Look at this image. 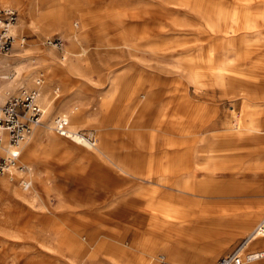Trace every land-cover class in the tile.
<instances>
[{
	"label": "rangeland",
	"instance_id": "rangeland-1",
	"mask_svg": "<svg viewBox=\"0 0 264 264\" xmlns=\"http://www.w3.org/2000/svg\"><path fill=\"white\" fill-rule=\"evenodd\" d=\"M25 1L27 3L29 0ZM76 1L82 5L86 14L83 18L74 16L71 19V22L77 23L72 24L76 30L81 25L83 30L75 42L62 37L56 30L47 38L37 36L31 24H28L30 19L17 5L6 6L15 9L17 13L13 25L17 27L13 33L14 43L21 42L27 49L17 63L5 70L10 74V85L7 94L0 90L4 98L0 105L9 96L17 94L19 88L35 87L36 81L40 80L39 104L43 111L40 123L43 121L52 129L44 130L39 124L29 139L19 146V161L29 168L25 173L30 172L36 177L34 187L24 190L29 195V202L13 201L0 189V264H112L109 256L122 259L125 264H136L141 260L148 262L151 251H156V256L160 255L158 246L167 241L164 237L169 225L162 214L154 210L161 193L172 187L166 183L186 174L191 175L193 181L201 183L205 172L202 167L207 160L209 148L221 144L229 147L226 169L215 178L212 192L187 191L189 193L184 194L198 200L199 207L190 217L180 222L184 226L181 241L176 243V248L181 250L189 264H198L209 250L216 253L212 264L236 249L241 251L240 247L248 233L238 235L228 232L239 227L241 219L236 216L264 205V147L260 146V140L255 141L248 135H243L240 140L233 135L232 114L236 112L235 115H238L240 104L214 85L213 77L208 72L211 64L220 58L226 61L235 59L234 51L225 48L226 43L219 35L187 34V37L180 40L183 41L180 45L171 48H176L173 50L175 57L160 56L158 49L162 40L169 37L166 33L172 23L159 13L169 8L177 12L179 19L186 14L200 25H204V21L192 12L185 13L183 8L164 7L157 0ZM40 3L39 9H44L45 1ZM249 11L245 12L249 15ZM131 27L136 32L134 38L136 36L138 39L136 48L130 47L131 41H125L120 34L129 32ZM173 37V34L170 35L173 44H178L179 41L172 40ZM49 38H58L62 45L55 47L47 44ZM151 41L156 43V48L148 46ZM36 43L40 50L53 53L54 67L50 76L46 71L45 60L35 51ZM233 44L241 49V62L246 64L242 73L252 93L248 99V108L258 112V123L264 126V97H260V90L264 88V36L246 34L233 40ZM64 49L72 55L71 60H60ZM18 53L12 47L9 53L0 56L14 61ZM197 55L199 60H195ZM186 56L194 58V66L205 72L201 83L195 85L190 82L185 76V70L179 67L180 58ZM123 64H133L130 74L136 75L132 85L137 92L144 91L150 85V78L152 81L156 77L164 81L157 85L154 83L155 86L152 84V90L157 94L152 104L161 101L165 104L163 138L152 149L135 144V140L143 141L147 138L150 130L145 126L150 127L145 122L149 117L153 119V116H148L147 111L140 112L137 106L134 111L126 114L131 102L124 95L128 86L115 95L116 91L111 92L115 85L110 84L107 92L109 81L117 75H124L121 70ZM44 96L47 98L44 99ZM108 96L111 97L109 107H106L108 104L101 106L100 102ZM232 107H235L233 111ZM78 111L84 120L75 129L93 135L95 145L102 138L106 147L121 152L118 156L131 158L134 167L147 170L144 180H128L110 162H101L103 167L128 178L120 187L121 197L128 194L133 197L128 196L127 200L116 204L117 209L121 210L118 217L103 220L97 216L106 207L114 206L119 195V189L113 191L112 186H107L106 180L98 179L95 174V178H90L99 160L86 159L83 153L87 149L84 147L81 150L69 138H65L68 142L62 140L65 144L57 145L50 137L54 135L64 139L53 131L55 118L62 113ZM243 119L248 124L251 118L246 115ZM256 139H260V133ZM24 148H30L33 154L24 156ZM5 152L0 155H5ZM129 152L132 155L126 154ZM255 158L263 162L259 174L253 175L252 170L240 173V166ZM151 171L156 172L155 175ZM25 173L14 171L15 179L10 182L12 186L23 190L19 178H30L29 175L25 177ZM2 177L9 179L8 175H0ZM156 177L165 178L159 181ZM218 182H223L226 188L236 182L243 191L237 194L218 193L215 191ZM138 183L147 185L149 206L144 196L127 193L133 192ZM131 198L137 200L136 207L129 206L128 200ZM226 202L231 204L225 207ZM233 203L239 208L233 207ZM263 216L264 213L255 226ZM216 221L219 225L214 226ZM192 224H202L194 227L197 233L193 237L187 234ZM230 237L233 238L227 241ZM253 250L249 246L241 253ZM158 264L171 263L161 261Z\"/></svg>",
	"mask_w": 264,
	"mask_h": 264
},
{
	"label": "bare ground",
	"instance_id": "bare-ground-1",
	"mask_svg": "<svg viewBox=\"0 0 264 264\" xmlns=\"http://www.w3.org/2000/svg\"><path fill=\"white\" fill-rule=\"evenodd\" d=\"M40 1L42 0H32V1L29 0L26 3L25 0H0V7H6L7 5H11V4L17 5L18 9L30 19L28 24H31L32 31L39 37L41 36H44L45 38L50 37L51 33L54 30H56L62 35V37L68 40H72L74 42L77 41L78 36L83 32L82 25L79 28V30H76L72 26V24L77 25V23H75L74 21L71 22V19L74 16H79V18L80 17L83 18V15H85L86 12L85 9H83L82 5L80 3H77L76 0H47V1L43 0L45 1L46 6L44 9H39L41 5ZM157 1L161 3L164 7L173 6V7L183 8L185 9L184 11L185 13H188V11L192 12L197 16H199L204 21V25H200L196 21L191 20L189 16H187L186 14L183 15L184 17L182 19H179L177 12H174L169 8L165 12L159 13L160 15L163 16L165 15L166 18H169L172 23L170 27H168V32L166 33L167 36L169 35V37L167 39L165 38L162 40L161 46L158 49L160 53L157 51V53H159L160 56L175 57L176 53L173 50H176V48L175 49H171V48L180 45L181 42H183V41L180 42V40L183 37H187V34L205 35V36H210L211 34L219 35V37L223 38V40L226 43L225 48L227 50L234 51L236 55L235 59L231 61H226L225 58L224 59L220 58L217 61H215L213 65L211 64L208 72L213 77V84L219 86L225 92L226 95L235 98L236 103L240 104L239 109H237L238 115L237 116L235 115L236 112L232 114L233 115L232 117L234 118V122H233L234 134L233 133L232 134L236 137L237 140H240L243 137V135H248L249 138H252L255 141L260 140V144L264 147V137H261V135L264 136V126H262L261 124L259 125L258 123V119L256 117L258 112L254 109L248 108V99L252 97V93L249 92L248 87L245 84L247 80H245L246 78H244V75L242 73L243 66L246 64H244V61L241 62V59L243 58L241 49L237 48V46L233 44V40L242 38L246 34L254 33L259 36H264V0H157ZM246 10H251L249 11V15L245 12ZM14 26L11 29L12 33L17 31V27ZM128 31L129 32L127 33L124 32L125 34L123 32L120 34L125 41L128 40L131 41L130 47L136 48L138 45V39L136 38V36L134 38V34H136V32L134 31L133 27L129 28ZM172 34L174 35L172 40L174 39L175 41H179L178 44H173L174 41H171L170 35ZM155 45L156 43L154 41L148 42V46H150L151 49L156 48L157 45L156 46ZM12 47L14 49V52H19L18 53L19 56L14 57V61H10L8 58H2L0 56V79H2V82H0V90L5 91L4 92L5 94L8 93V88L10 85V81H9L10 74H7L5 70H8V67L11 66L12 64L17 63L22 56L21 54L24 53V51L27 49L24 47V45L21 42H15ZM34 47H35V51L39 52L38 54L45 60V66L47 69L46 71L48 73V76H50V73L53 71L52 68L54 67L53 53L40 50V48L38 47V43H36ZM125 47L126 46H124V48ZM127 48L128 47H126V49ZM71 56L72 55L69 53V51L67 49H64L63 53L60 55V60L61 61H65L66 59L71 60ZM187 56L183 57V59L180 58L179 67H181V70L183 71L185 70L186 72L185 76L190 82H192L195 85L199 84L202 82V77L205 76V72L200 68H198L197 66H194L193 63L194 58H187ZM198 58L199 55L195 57V60H199ZM118 63H120V61ZM132 67L133 64H123V68L121 70L124 71V75L122 76L117 75L116 77H113L111 81H109L110 83H109V87L107 88V92H109L110 84L113 86L115 85L114 86L115 89L111 91L112 93L113 91L114 92L116 91L115 95L119 94V92H121L124 88L126 89V86H128L127 93L125 92L124 95H126L131 100V102L127 106L126 114L127 112L131 113L132 111H134V107L137 106V109H139L140 112L147 111L148 116L149 115L153 116V119L152 117H149L145 122V125L147 126L149 125L150 127L147 128L145 126L146 129L150 130L147 138L143 141H140L139 139L135 140V144H140L143 147H147V149H152L154 146H157L159 140L163 138L162 132L165 122L164 102L163 101L158 102L156 103V105L152 104L153 102L152 99L157 97V94L154 93L155 91L153 92L152 90V84L154 83L156 84L158 82L159 84H161L164 81L158 80L157 77L154 78L152 81V79L150 78L151 81L150 85L147 86L146 89L144 88L145 89L144 91L137 92L132 85L136 80V75L132 73L130 74ZM137 87L138 86H136V88ZM260 97L261 98L264 97V88L260 90ZM46 98L47 96H44V99ZM3 99H4L3 96L0 94V101H2ZM110 99L111 97L108 96L107 99L100 102V104H102L101 106H105L106 104H108ZM238 104L236 105L238 106ZM107 106L109 107V104L106 105V107ZM233 108L235 107H232L231 111H233ZM62 114H64V116L68 120V124H69L68 128L71 131H78L79 129H75V127L80 125L84 120V116L81 115V112L78 111V112H71L70 114L67 113H62ZM141 114L143 115V113ZM246 115L251 118L248 124H245L243 122L244 120L243 118ZM40 124H41L40 125L41 128L43 129L45 128L44 130H46L47 128L52 129L51 126L45 125L43 121ZM259 133H260V139H256ZM50 137H52L53 142L57 145H62L63 143L62 140L68 142V140L65 139L66 137H64V139L60 137H56L54 135H50ZM70 140L73 141L75 144H78L79 145L78 147L81 150H84V147L87 149L86 151H84L85 153H83L86 156V159L99 160L101 162L103 161L110 162L113 168L125 174L129 178V179L126 178L128 180H134V179L144 180V178L147 177V170H140L134 167L132 165L131 158L124 159L118 156L115 153L116 151L105 146V143L102 140V138L99 139L98 145L96 142V145L93 144L92 146H89V144H85L79 141L78 138H73ZM5 144L7 145V147ZM219 146L228 147V145L226 144H221ZM8 150H9V146L7 144V140L4 139L3 143L0 145V154H3L5 151L6 154ZM22 153L24 154V156L27 155L30 156L29 154L31 155L33 154L30 151V148H24ZM0 156H4V155H0ZM207 159H209L210 162L208 164H204V166L202 167L203 170L205 171L204 177L202 179L205 180L206 184H209L210 181L214 182L215 178L218 177L217 175H219L220 171L226 169L225 167L226 165H224L223 162L226 161L228 157L224 154L210 155L207 156ZM262 163H263L262 160L258 161V158H255L253 160L251 159L249 161L247 160L246 162H244V164L240 166V173H244L246 170H252L253 175H258L259 174L258 171L262 167ZM155 173L156 172H154L153 174L155 175ZM165 173L166 172H164V174ZM26 175H29L30 177L29 179L25 178V182L28 183L27 187L23 185V181L21 180V178H19L20 183L22 184V186H24V188H22L23 190L18 189L15 186H12V183L10 182H12L11 180H14L15 178L14 177L10 178L9 176H8L9 179L7 178L8 180H6V178L4 177L0 178V189H2L4 193L7 195V197H9L13 201L29 202V195L26 194L24 190L27 191L28 188L32 189L34 187L33 185H34V180H36V177L32 175L30 172L25 173V177ZM156 178H158L159 181H162L165 177L163 178L156 177ZM178 179L173 183L170 181L171 184H174L178 189H182L185 191L194 190V191H199L201 193L212 192L211 188L206 187L207 185L195 189L185 186L186 182L189 180L188 175L186 176L184 175L183 177ZM235 183L236 182H232V184L230 186L227 185L228 188H226L223 182H218V187L215 188V191L218 193L230 192L233 194H237L238 192L243 191L242 188H240L239 185H236ZM138 184L139 186L143 185L140 183ZM166 184H170V183L167 182ZM135 192L139 195H144V188L139 187V189L137 190L134 189L133 192L128 191L127 193L134 194ZM224 204L226 207L231 203L226 202ZM262 204L264 203L262 202ZM147 205L149 206V202L147 203ZM232 206L239 208V206H237L236 203H233ZM258 206H260V204ZM198 207H199L198 200H195L191 197H187L184 194L169 193V196L166 197L160 196L159 203L154 206V210L162 214V216L166 219L169 225L168 228L169 230L167 231V234H165L166 236L164 237L167 239V241H165V243H163L162 245L158 246V249L160 250L161 253L160 255L156 256L157 254L156 251L154 252L151 251V254H149L148 262H146V260L143 261L141 260L136 264H158L161 261L169 262L171 264H189L185 260L184 256H182L181 250H179V248H176V243L181 241L180 235L183 232L182 228L184 225L180 222H183L188 217H190L191 214L198 209ZM263 213H264L263 207H257L254 208V210L246 212L244 215L236 216L237 218L241 219V223L235 231L230 230L228 234L239 235V234L248 233V235L245 238L244 245L248 244V242L253 238L264 239V237L260 236L259 234H256L255 232V229L258 225L257 224L255 226V224L258 221V219L263 215ZM217 221L214 226L219 225ZM233 221L235 220L233 219ZM174 223L176 225H174ZM201 225L202 224H198L194 226L192 224V226L190 227V232L187 233L188 236L193 237V234L197 233L194 230V227L196 226L200 227ZM232 238L233 237L228 238L227 241H230ZM240 249L242 251L244 248L242 247ZM215 256L216 253L209 250L199 260L198 264H212ZM243 256L244 258L241 264H258L259 260H264V250L261 252L259 250L251 253H244ZM246 256H248L249 258H246ZM108 259L112 264H125L122 262V259L117 260L116 258L111 256H109Z\"/></svg>",
	"mask_w": 264,
	"mask_h": 264
},
{
	"label": "built area",
	"instance_id": "built-area-1",
	"mask_svg": "<svg viewBox=\"0 0 264 264\" xmlns=\"http://www.w3.org/2000/svg\"><path fill=\"white\" fill-rule=\"evenodd\" d=\"M16 10L10 7L0 8V54H7L11 51L14 35L11 32L12 26L16 22ZM47 44L55 47L62 45L58 38H49ZM39 81H36L35 87L20 88L17 94L9 96L3 104L0 105V145L3 140H7L9 150L4 156H0V175L13 177L14 171L25 173L29 170L26 165L20 163L21 143H24L31 136L34 128L40 124L43 114L42 107L39 104L40 91L38 89ZM54 132L69 139L78 138L79 141L92 146L95 144L93 135L81 130L71 131L68 128V120L64 114L55 118ZM23 181L24 186L28 183ZM256 234L264 237V217L258 223ZM243 254L238 250L219 257L216 264H241ZM246 258H249L246 256Z\"/></svg>",
	"mask_w": 264,
	"mask_h": 264
},
{
	"label": "crops",
	"instance_id": "crops-1",
	"mask_svg": "<svg viewBox=\"0 0 264 264\" xmlns=\"http://www.w3.org/2000/svg\"><path fill=\"white\" fill-rule=\"evenodd\" d=\"M260 146H262L261 144H260ZM263 147V146H262ZM115 149V148H114ZM113 149V150H114ZM210 150H209V153H208V155L207 156H210V155H222V154H224V155H226L227 157H228V153H229V147H223V146H218V147H210L209 148ZM114 151H116V150H114ZM117 155L119 154H121V152H115ZM127 155H132V153L131 152H129V153H126ZM207 160H209V159H207ZM206 160V162H205V164H208L209 162H210V160L209 161H207ZM261 160V159H260ZM100 162L101 161H99L96 165H95V167L97 168V169H94V170H92V172L90 173V178L92 179V178H95V176H94V174L95 175H97L98 176V179H104V180H106V182H108L107 183V186H109V187H113V191L115 190V189H119L118 190V194L119 195H117L118 197L116 198L117 200H116V203H115V205L114 206H112V207H106L105 209L106 210H101L99 213H97L98 215L97 216H99L100 218H102L103 220H107V219H110V218H115V217H118L117 216V214H121V210H119V208L117 209V206H116V204H119L121 201H123L124 199H126L127 200V197L128 196H131V197H133V195H130V194H128V195H126L125 197H121V195H122V191L120 192V187H122L124 184H125V179L126 178H124V176H122V174H119V173H116V172H114L112 169L111 170H109V169H107V168H105V167H103L102 166V164H100ZM226 162H227V159H226V161H224L223 162V164L224 165H226ZM135 164V163H134ZM112 171V172H111ZM114 174V175H113ZM186 175H188V181L186 182V184H185V186H188L189 188H199V187H202V186H205V185H207L206 187H208V188H211L212 186H213V182H209V184H206L205 183V180H203L202 179V181H201V183H199L198 184V182H197V180L196 181H193V179H192V176L191 175H189V174H186ZM185 175V176H186ZM94 176V177H93ZM178 179V178H177ZM177 179H173L171 182L173 183V182H175V181H177ZM135 180V179H134ZM140 180V179H139ZM179 180V179H178ZM171 182H170V184H167V185H170V186H172L171 187V189L169 190V191H166V192H164V193H161V197L162 196H164V197H166V196H169V193H177V194H187V193H189V192H187V191H185V190H182V189H178L174 184H171ZM123 183V184H122ZM204 183V184H203ZM140 184H142V183H140ZM135 185H137V187L136 188H134L135 190H137V189H139V187H143L144 188V195H139V194H137L136 192L134 193V195H136V196H144V198H146L147 199V203L149 202V197H148V193H149V191H148V188H147V185H145V184H143V185H140L139 186V184H135ZM229 186V185H228ZM212 189V188H211ZM188 191H190V190H188ZM194 191V190H193ZM160 193V192H159ZM131 194H133V193H131ZM233 196H235V195H233ZM119 198V199H118ZM137 200L136 199H133V198H131L130 200H128V204H129V206L130 207H136V204H135V202H136ZM264 201V200H263ZM90 202V201H89ZM114 202H115V200H114ZM114 207V208H113ZM263 210H264V205H263ZM244 240H245V237H244ZM245 242V241H244ZM244 242L242 243V246L240 247V248H247V247H251L252 249H254L253 251H250V252H245V253H251V252H254V251H259L260 250V252L261 251H263L264 250V239H256V238H253V239H251L249 242H248V244H245L244 245ZM163 243H165V242H163ZM244 245V246H243ZM261 261V262H260ZM258 264H264V260H259V263Z\"/></svg>",
	"mask_w": 264,
	"mask_h": 264
}]
</instances>
